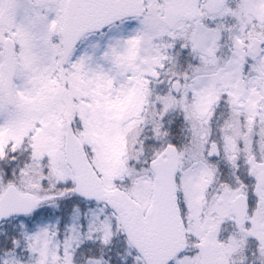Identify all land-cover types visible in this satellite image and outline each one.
<instances>
[{"label": "snow or ice", "instance_id": "obj_1", "mask_svg": "<svg viewBox=\"0 0 264 264\" xmlns=\"http://www.w3.org/2000/svg\"><path fill=\"white\" fill-rule=\"evenodd\" d=\"M0 264H264V0H0Z\"/></svg>", "mask_w": 264, "mask_h": 264}]
</instances>
